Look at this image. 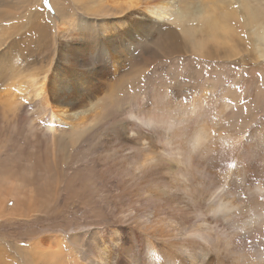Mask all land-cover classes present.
I'll return each instance as SVG.
<instances>
[{
	"label": "bare ground",
	"instance_id": "6f19581e",
	"mask_svg": "<svg viewBox=\"0 0 264 264\" xmlns=\"http://www.w3.org/2000/svg\"><path fill=\"white\" fill-rule=\"evenodd\" d=\"M43 1L24 0L17 23L0 12V109L26 110L18 135L34 148L14 221L51 220L64 193L104 223L2 243L0 264H264V0ZM48 21L52 61L22 75L14 45ZM161 33L171 49L150 65L188 59L197 78H127Z\"/></svg>",
	"mask_w": 264,
	"mask_h": 264
},
{
	"label": "rangeland",
	"instance_id": "374dc122",
	"mask_svg": "<svg viewBox=\"0 0 264 264\" xmlns=\"http://www.w3.org/2000/svg\"><path fill=\"white\" fill-rule=\"evenodd\" d=\"M23 1L24 0H7L5 2H0V12L3 11L7 17L6 24H10L12 22L17 23L19 21L21 14L24 13ZM42 4L44 9H48L49 12L52 11L49 0H44ZM0 22H2V20H0ZM55 28L56 24L48 21L47 31L44 34L36 37L24 36L23 38H20V41L17 42L16 45H14L13 55L17 60L16 65L19 72H23L21 73L22 75H31L40 67L41 64H50L52 58L45 55L44 52H46L45 50L50 52L52 47L58 43L54 40L53 31ZM159 37L163 38L159 39L158 42L152 45L150 49L143 52L138 62L131 67V72L129 71L127 78L137 75L135 84L138 82L141 83L142 79H146L147 83L145 84H149L166 77L175 76V78L180 82H188L197 78V66L192 64V62L188 59L183 61L170 59L159 61L150 65L152 62L151 57L155 51H158L161 48H165L167 50L171 49L170 43H168L169 47L166 46V43H164L165 34L161 33ZM56 58L57 57H55V59ZM148 60L149 62L147 65L143 64L144 61ZM247 62L250 63V60ZM221 69H223L224 72ZM239 70L240 67L220 68V71H222L221 74L223 73L224 77H226L228 81H231L235 77L237 78ZM31 71L34 72L32 73ZM141 71L144 72V75L137 74ZM249 71H251V69H249ZM248 73L249 72H247L244 77V79L247 78V83L255 82V77L251 78L248 76ZM127 78L120 81V83L118 82L116 87L126 89L128 93H131ZM5 84L6 80L0 81V89ZM143 84L144 83H142L141 86ZM137 88H139V86L136 87V89ZM2 110L3 109H0V168L2 171L0 180V245H2V243H6L8 247H23L32 238L46 233L73 234L78 238H83V232L85 230L92 229V227L87 226L88 223L94 225L104 223V221H98L90 217L87 207L88 199H86L84 204H78L72 200H68L64 193L61 194L58 203L52 211V213L57 215L51 220H47L42 216V214H37L36 216H38V218L33 221H28L27 223L24 222L25 219L22 218H18L20 219L18 222L14 221L17 209V204L14 200V196L16 194L15 182L17 180L19 169L24 168L26 170L30 167V160L33 157L32 152H34V148L24 145L22 137L18 135L22 124L21 120L25 117L26 110L18 112L17 117L13 114L7 116V114H5ZM64 145L65 142L63 140H57L56 146L58 150H61ZM38 147L41 155L46 153L52 158L51 141L44 142ZM18 149L21 151V158L19 161H15L13 160V157L17 154ZM67 172V169L61 172L59 171L61 175H66ZM25 178L28 181L26 175ZM99 194L100 192L96 194V196Z\"/></svg>",
	"mask_w": 264,
	"mask_h": 264
}]
</instances>
